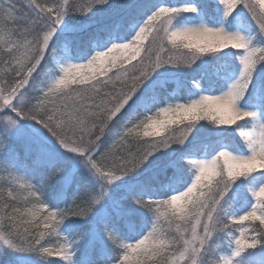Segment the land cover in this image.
Here are the masks:
<instances>
[{
    "label": "snow or ice",
    "instance_id": "6c2138e0",
    "mask_svg": "<svg viewBox=\"0 0 264 264\" xmlns=\"http://www.w3.org/2000/svg\"><path fill=\"white\" fill-rule=\"evenodd\" d=\"M0 180V264H264V0H0Z\"/></svg>",
    "mask_w": 264,
    "mask_h": 264
},
{
    "label": "trees",
    "instance_id": "16d2710c",
    "mask_svg": "<svg viewBox=\"0 0 264 264\" xmlns=\"http://www.w3.org/2000/svg\"><path fill=\"white\" fill-rule=\"evenodd\" d=\"M176 87H177L176 84L171 85V88H176ZM8 191H9V189H8L7 185L2 180H0V203L11 202L12 197H16L17 199H16L15 206L19 207L21 209V211H23L24 202L22 199H20V197L25 196L26 192H22L20 190H13L12 191V197H9ZM24 219L27 220L28 217H24ZM85 230H87V229L85 228Z\"/></svg>",
    "mask_w": 264,
    "mask_h": 264
}]
</instances>
